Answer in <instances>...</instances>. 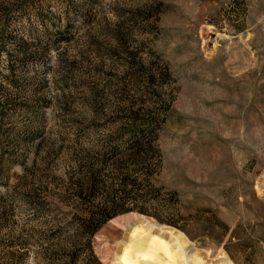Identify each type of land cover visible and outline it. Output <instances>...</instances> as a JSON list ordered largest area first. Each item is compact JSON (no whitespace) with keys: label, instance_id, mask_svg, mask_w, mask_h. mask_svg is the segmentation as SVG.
I'll return each instance as SVG.
<instances>
[{"label":"rangeland","instance_id":"374dc122","mask_svg":"<svg viewBox=\"0 0 264 264\" xmlns=\"http://www.w3.org/2000/svg\"><path fill=\"white\" fill-rule=\"evenodd\" d=\"M140 132L153 190L83 233L85 166L110 184L103 157ZM193 251L264 264V0H0V264Z\"/></svg>","mask_w":264,"mask_h":264},{"label":"trees","instance_id":"16d2710c","mask_svg":"<svg viewBox=\"0 0 264 264\" xmlns=\"http://www.w3.org/2000/svg\"><path fill=\"white\" fill-rule=\"evenodd\" d=\"M128 135L130 139L128 140L127 150L120 151L117 148H112V156H104L102 159L101 164L104 163L103 165L108 166L107 163H111V165L113 164L117 168V178L114 180L111 179L112 181L110 184H107L100 172L102 170L98 167L97 170L94 165L90 164L91 166H85L87 172L83 174L82 179L78 181L79 186L76 196L81 200V203L87 207V218L81 221L80 230L83 231V233L86 232L94 236L108 221L121 214L133 211V209L129 210V207L130 205H136L137 202H140L138 193L146 195L144 192L153 190V187L149 185L152 176L151 163L160 162L161 156L157 147L152 144V134L140 132L136 134L130 133ZM101 158L102 157L99 156V159ZM137 164H147L146 168L144 167L143 179H141L140 182L137 179H133L131 172L125 169L126 167H134ZM123 170H125L124 173ZM104 192V195H106V197H104V204L98 208L92 207L91 204L94 203L98 196H102ZM152 195L157 194L153 192ZM135 210L142 214L147 213L145 210H141L138 207L137 209L135 208ZM59 235L60 234H55L54 237L57 238ZM145 245L146 244H138L136 247L137 249L131 254H128V259L139 253ZM74 262L75 258L73 260V263ZM94 264H99V262L95 260Z\"/></svg>","mask_w":264,"mask_h":264},{"label":"bare ground","instance_id":"6f19581e","mask_svg":"<svg viewBox=\"0 0 264 264\" xmlns=\"http://www.w3.org/2000/svg\"><path fill=\"white\" fill-rule=\"evenodd\" d=\"M183 263L184 264H214L210 262L208 263L205 256H203V254L200 253L199 251H193L191 255ZM164 264H169V263L166 262ZM177 264H180V263L177 262ZM217 264H231V263L229 261L223 260L222 262L217 263Z\"/></svg>","mask_w":264,"mask_h":264}]
</instances>
